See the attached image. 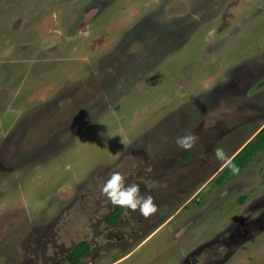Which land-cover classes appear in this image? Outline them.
Returning <instances> with one entry per match:
<instances>
[{"label": "rangeland", "instance_id": "obj_1", "mask_svg": "<svg viewBox=\"0 0 264 264\" xmlns=\"http://www.w3.org/2000/svg\"><path fill=\"white\" fill-rule=\"evenodd\" d=\"M263 121L264 0H0V264H70L82 241L81 264H185L203 245L201 264H264V226L227 257L209 242L235 212L262 213L237 198L264 188V149L227 208L209 187L181 208L165 200L160 186L181 168L147 178L148 219L125 209L110 224L100 194L111 173L136 176L138 160L158 175L189 132L230 152Z\"/></svg>", "mask_w": 264, "mask_h": 264}, {"label": "flooded vegetation", "instance_id": "obj_2", "mask_svg": "<svg viewBox=\"0 0 264 264\" xmlns=\"http://www.w3.org/2000/svg\"><path fill=\"white\" fill-rule=\"evenodd\" d=\"M232 84L236 85L237 83L234 80V81H232ZM246 121H248V120H243L240 124H237V120H235L236 124H233V125H236V128H238L239 126H241ZM263 122L260 125L259 124L257 125V128L255 129V131L258 128H260L262 125L263 126L261 127V129L264 127ZM230 127L235 128L232 125ZM256 134H255V136H256ZM255 136L252 139H254ZM11 139H12V137L6 138V140H11ZM213 143L214 142L210 143V145H208L207 148L206 147L201 148L200 144L197 143L196 146L194 147V149H191L188 151H186V150L181 151V153H177V154H172V153L169 154L167 157H165V159H161L158 162V163H160V165L164 164V166H166V164L169 162L167 164V167H166V168H168V167L169 168L166 170L165 167L162 168L163 166L157 165L158 175L157 174L149 175L148 173H145V170L143 169L144 164L148 165V167H151L150 165L153 166L156 163L151 162V161L150 162L145 161L142 163V161H144V160H142V161L138 160L136 163L137 167L135 168V173L137 172V175L136 176L134 175L132 179L128 180V182L129 183H138L140 185L141 191L146 192V191H148L147 190L148 187L146 185L147 178L157 180L158 178H160V176H163V175H166L167 178H169L168 177L169 174L167 173L168 171L170 173L171 172L173 173V171H178V173H179L181 170L182 171L186 170L185 171L186 173L183 172V173H185V175L183 177H181L178 181H176V180L172 181V179L169 181V179H168V181H167L168 183H166L163 186H160L161 187L160 191L161 192L165 191V194H166L165 200L169 201V200L173 199L174 202H176V200L183 201V204L180 206V208H181L182 206L187 204L189 201H191L193 198H195L199 191L209 187L208 193H207V194L211 195L209 201H211V202L213 201V197H212L213 195L212 194L217 189H219V192H221V194H219V192H218V194L216 196V198H217L216 202L220 203L219 206H224L227 208L228 203H226V201L231 200V196L228 194L237 188L236 186L238 184V181L236 180V178L245 172V167L253 159L254 155L252 156V159L249 162H247V164L242 169H240L234 173L233 167L230 166V163L233 160V158L239 154L240 150L246 144L237 153H235L236 150H238V148L243 143L237 149H235L234 151H230V152L225 151L223 146H220V147H217L214 149ZM226 144H228V143L226 142ZM4 152H5V150L3 148H0V157L5 156ZM212 154L215 156V160L210 159ZM178 156H180V158H177ZM224 157H226L225 162L223 164H220L219 158L222 159ZM164 160H167V162L164 163L163 162ZM180 168H181V170H180ZM191 168H192V171L187 170V169H191ZM145 174H147V175H145ZM165 181H166V179L164 181L161 180L160 182L165 183ZM211 182L213 184L209 185ZM239 182H240V180H239ZM254 185H257V184H254ZM157 186H155V187H157ZM259 186H261L260 187L261 190L259 191V194H256V197L254 195L255 198L253 200H251L253 198L252 194L257 192L255 189H252L250 192L241 193L237 198V203H238V205H242V206H246L248 204L250 207L255 206V208H259V207L263 206L262 213L253 219L251 209H250L251 211L245 210L244 211L245 213L241 214V216H239V217H237L239 212L238 213L235 212L234 218H233L234 221L228 222L227 227L223 229L224 231L222 230V231L218 232V234H216L215 237L213 239H211V241H209V242H211L213 248L219 247L221 244L226 245V247L228 248L227 249L228 252H226L227 255L223 254V256L227 257V256L231 255V252L233 251L232 246L234 244H236L237 241L246 240L252 236V230H253L254 224H258V226L261 227V230L263 229L262 227L264 226V188L262 189V187H263L262 185H258L256 187L259 188ZM149 189L150 190L148 192H153L154 189H156V188L150 187ZM190 192H192V194L189 195V197H187ZM155 197L157 198V195H155ZM211 202H209V204ZM230 203H232V202H230ZM115 207L116 206H113L114 209H115ZM114 209L112 210L111 214L113 213ZM124 210H125V208H124ZM228 210H229V208H228ZM111 214H110V216H111ZM110 216L107 217V221L109 220ZM121 217H123V216H121ZM229 219H231V218H229ZM150 233H151V230L147 234V236ZM108 235H109L108 238H112L115 236L118 239H124V237H125V235H123L119 230H111V232ZM209 245L210 244H208V246ZM206 249H209V248H207V246H205V245L199 246L196 250H194V254L189 256L190 260L189 261L187 260V261H185L186 263L185 262L184 263L185 264H201L200 258L204 254L203 250L205 252ZM90 250H91V244H90ZM68 258H70V256ZM65 259H66V255L63 257L64 262H66ZM42 260L43 259L40 256H37L32 264H36V263L40 264L41 262H43ZM47 262L48 261L43 262V264H47ZM215 263L220 264V261L219 262L215 261ZM70 264H73V262H71ZM202 264H203V262H202Z\"/></svg>", "mask_w": 264, "mask_h": 264}, {"label": "clouds", "instance_id": "obj_3", "mask_svg": "<svg viewBox=\"0 0 264 264\" xmlns=\"http://www.w3.org/2000/svg\"><path fill=\"white\" fill-rule=\"evenodd\" d=\"M198 137L194 133H187L178 137L176 144L183 150H191L197 144ZM151 172V167L146 169ZM238 169L233 166V172ZM100 194L108 199L113 206L128 209L130 212H139L145 219L155 215L158 206L152 195L142 193L138 183H129L127 177L119 171L111 173L100 189Z\"/></svg>", "mask_w": 264, "mask_h": 264}, {"label": "trees", "instance_id": "obj_4", "mask_svg": "<svg viewBox=\"0 0 264 264\" xmlns=\"http://www.w3.org/2000/svg\"><path fill=\"white\" fill-rule=\"evenodd\" d=\"M264 149V127L256 134L255 138L248 141L240 150L239 154L233 158L230 166H235L238 170L242 169L252 156ZM124 208L116 206L108 222L116 224L122 216ZM90 244L88 241H82L74 248L70 254V260L73 264H81V259L89 252Z\"/></svg>", "mask_w": 264, "mask_h": 264}, {"label": "crops", "instance_id": "obj_5", "mask_svg": "<svg viewBox=\"0 0 264 264\" xmlns=\"http://www.w3.org/2000/svg\"><path fill=\"white\" fill-rule=\"evenodd\" d=\"M263 126V125H262ZM261 126V127H262ZM261 127L260 128H258L255 132H253L252 134H251V136L238 148V150H236V152L235 153H237L249 140H251L254 136H255V134L261 129ZM157 230V228L156 229H154V230H152L151 231V233L148 235V237L152 234V233H154L155 231ZM147 237V238H148Z\"/></svg>", "mask_w": 264, "mask_h": 264}]
</instances>
